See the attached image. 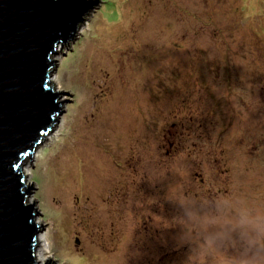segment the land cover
Here are the masks:
<instances>
[{
    "label": "rangeland",
    "instance_id": "374dc122",
    "mask_svg": "<svg viewBox=\"0 0 264 264\" xmlns=\"http://www.w3.org/2000/svg\"><path fill=\"white\" fill-rule=\"evenodd\" d=\"M103 1L52 58L39 264H189L182 202L264 209V0Z\"/></svg>",
    "mask_w": 264,
    "mask_h": 264
},
{
    "label": "water",
    "instance_id": "95a60500",
    "mask_svg": "<svg viewBox=\"0 0 264 264\" xmlns=\"http://www.w3.org/2000/svg\"><path fill=\"white\" fill-rule=\"evenodd\" d=\"M103 3L0 0V264H39L46 222L27 171L71 107L51 87L52 58Z\"/></svg>",
    "mask_w": 264,
    "mask_h": 264
},
{
    "label": "clouds",
    "instance_id": "9594fccd",
    "mask_svg": "<svg viewBox=\"0 0 264 264\" xmlns=\"http://www.w3.org/2000/svg\"><path fill=\"white\" fill-rule=\"evenodd\" d=\"M182 207L179 243L190 247L189 264H264V209L220 201L202 210L191 200Z\"/></svg>",
    "mask_w": 264,
    "mask_h": 264
},
{
    "label": "bare ground",
    "instance_id": "6f19581e",
    "mask_svg": "<svg viewBox=\"0 0 264 264\" xmlns=\"http://www.w3.org/2000/svg\"><path fill=\"white\" fill-rule=\"evenodd\" d=\"M40 238V237H39ZM41 242V240L39 239V243ZM42 247L40 248V250H39V254H41L42 252L43 253H45V252H47L48 251V247L46 246V244L44 243V244H40ZM41 256V255H40ZM40 256H39V258H40Z\"/></svg>",
    "mask_w": 264,
    "mask_h": 264
}]
</instances>
